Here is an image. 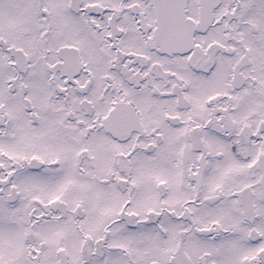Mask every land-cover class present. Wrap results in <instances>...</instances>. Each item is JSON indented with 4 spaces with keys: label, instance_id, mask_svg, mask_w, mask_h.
I'll use <instances>...</instances> for the list:
<instances>
[{
    "label": "snow or ice",
    "instance_id": "snow-or-ice-1",
    "mask_svg": "<svg viewBox=\"0 0 264 264\" xmlns=\"http://www.w3.org/2000/svg\"><path fill=\"white\" fill-rule=\"evenodd\" d=\"M0 264H264V0H0Z\"/></svg>",
    "mask_w": 264,
    "mask_h": 264
}]
</instances>
